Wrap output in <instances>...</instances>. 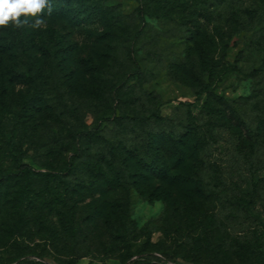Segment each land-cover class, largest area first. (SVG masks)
I'll return each instance as SVG.
<instances>
[{
    "label": "rangeland",
    "instance_id": "obj_1",
    "mask_svg": "<svg viewBox=\"0 0 264 264\" xmlns=\"http://www.w3.org/2000/svg\"><path fill=\"white\" fill-rule=\"evenodd\" d=\"M68 5L99 13L88 15L85 23L43 14L45 24L39 28H0V71L20 70L25 60L21 49L26 50L40 64L44 95L34 110L20 115L18 99L28 95V87L5 80L9 91L0 96V168L11 169L20 161L35 172L57 176L71 155L66 144L76 128L91 126L94 120L102 122L103 136L110 142L134 138L132 125L124 120L116 126V117L154 108L178 129L188 120L200 126L207 119L200 105L206 95L196 103L193 90L201 81L232 110L233 118L219 106L229 128L218 120L205 124L210 136L201 166L213 191L206 200L189 192L187 184L145 179L140 165L131 160L125 166L130 177L122 185L94 189L75 203V235L58 230L53 238L50 231L61 216L58 210H47V191L61 190L62 182L29 181L39 196L34 208L43 209L34 219L43 223L25 227L8 208L19 189L13 185L0 207V264H15L21 254L31 261L40 256L46 264H172L156 249L177 263L184 258L201 264H258L248 251L243 258L198 257L188 239L203 240L202 228L211 224L214 237L226 243L254 238L264 242V0H70ZM248 13L253 20L245 24ZM108 29L115 34L108 35ZM136 31L134 40L129 35ZM130 45L135 55L128 53ZM46 47L55 59L65 56L59 67L67 76L57 86L65 108L54 106ZM136 63L141 73L132 75ZM85 146L83 158L95 163L97 143L87 141ZM63 180L72 181L73 176ZM122 198L125 213L118 203ZM107 213L111 222L104 218ZM119 221L127 225L123 238L110 233ZM74 237L78 243L73 247ZM128 252L144 255L127 260Z\"/></svg>",
    "mask_w": 264,
    "mask_h": 264
},
{
    "label": "trees",
    "instance_id": "obj_2",
    "mask_svg": "<svg viewBox=\"0 0 264 264\" xmlns=\"http://www.w3.org/2000/svg\"><path fill=\"white\" fill-rule=\"evenodd\" d=\"M61 1L58 5L57 2ZM70 0H50L52 5L51 15L55 18L70 17L76 21L82 20L83 23L87 21L88 15H96L99 13L96 10L75 11L74 7L68 5ZM72 12V15L66 13ZM141 12L138 14L140 17ZM43 14H48L45 9ZM85 14V15H84ZM253 20V14H247L248 24ZM113 23V21H112ZM108 35H114L113 29L107 30ZM129 37L136 39L138 31L130 33ZM21 55L25 60L22 63L20 70L5 69L0 71V96L3 93L6 95L9 88L5 86V80L16 81L26 85L28 87V95L21 96L18 99V108L20 115L27 114L34 110L43 98V90L40 86L39 74L41 67L35 61L31 60L30 55L26 50L21 49ZM46 55V67L48 68V78L51 80L55 87L54 106L58 108H65V104L62 102L61 92L57 90L59 80L67 76L65 68H61V64L65 61V56H59L55 59L54 55L50 53L51 47L44 48ZM129 54L135 55L133 47L130 45L127 49ZM239 57V54L236 56ZM237 59V58H236ZM92 64L85 62L84 66H91ZM141 73V67L138 63L131 70L132 75H138ZM197 89L193 90L194 101L199 103L201 97L206 95V100L202 101L200 105L206 115V121L200 126L196 125L193 120H188V124L182 129L175 127L169 119L164 118L160 114L159 108H154L147 114L133 113L128 116H118L113 122L116 126H121L125 120L133 127V139L129 142L118 141L110 142L103 136L102 122H94L91 126H85L81 124L75 130L72 141L66 144V153L70 151L71 155L67 157V161L61 170H58L57 176L44 175L32 170V168L26 164H22L20 161H15L12 164L11 169L0 168V207H3V201L7 198V195L13 185L19 186L17 192L13 194L11 200L9 199L8 208L11 210V214L14 218L21 220L25 226H34L35 223H43L38 218L34 219L36 213H40L41 208H34V191L30 188L29 181L34 178L45 179L48 183V179L56 178V181H61V190L57 188H50L47 191L49 194V204L47 209L59 211L57 215L61 218L57 222V226L52 227L50 236L56 237L58 230L62 234H69L74 236L77 232L76 222L72 218L74 213V206L77 201L82 199L87 194L93 192L94 189H102L105 187H111L114 183L117 186L122 185V181L130 177V174L126 172L125 166L129 161L135 160L142 170L141 176L148 180H155L169 184L170 186L189 185V192H198L202 199H207L212 195V190L208 184L205 183V174H202V164L206 159L207 150V135L210 133L205 126L207 122L212 120H218L224 122L227 128L229 126L226 123L224 113L219 106H225L223 100L213 94V90L210 89L208 83L202 81L197 84ZM208 101V102H207ZM218 103V104H216ZM229 118H233L232 110L226 107ZM231 111V112H230ZM223 113V114H221ZM235 118V116H234ZM264 133V129L262 130ZM263 137V136H262ZM264 140V138H263ZM53 144H57L58 140L52 137ZM87 141L97 143V159L95 163L84 159V147ZM85 172L83 177L77 175V172ZM64 172L63 175L61 173ZM72 175L73 180H63L67 176ZM61 178V179H60ZM53 195V198L50 197ZM56 198V202H53ZM123 198L118 200V203H122ZM53 206H50L51 204ZM122 207L121 212H126V202L119 204ZM40 209V210H39ZM53 214V213H50ZM49 214V215H50ZM116 219L122 218L114 212ZM13 218V219H14ZM108 222L112 221V217L107 213L104 217ZM63 220V221H62ZM36 221V222H35ZM35 222V223H34ZM120 225H115L112 232L118 237L123 238L126 233L127 225L124 221H119ZM122 227V228H121ZM214 226L209 224L203 227L204 239L200 237L197 239H188V244L193 247L196 256H200L203 253L208 255L212 261H217L219 256L225 257H241L245 256V252L248 251L258 261V264H264V242L258 238H254L248 242H232L226 243L225 241L218 240L214 237ZM122 229V230H120ZM72 246H76L78 239L73 238ZM159 256L163 257L165 261H170L172 264H201L199 262L188 261L181 258L183 262L177 263L175 257L169 253L153 250ZM144 255L143 252L131 253L128 252L127 260L136 256ZM37 257V261H31L23 256L19 255L13 263L15 264H46L43 263L40 256ZM21 259V260H20ZM134 261L131 264H136ZM62 264V263H57ZM213 264V263H212Z\"/></svg>",
    "mask_w": 264,
    "mask_h": 264
},
{
    "label": "clouds",
    "instance_id": "obj_3",
    "mask_svg": "<svg viewBox=\"0 0 264 264\" xmlns=\"http://www.w3.org/2000/svg\"><path fill=\"white\" fill-rule=\"evenodd\" d=\"M45 9L52 13L50 0H0V28L12 25L16 28H39L45 24L41 18ZM30 19L33 21L30 23Z\"/></svg>",
    "mask_w": 264,
    "mask_h": 264
}]
</instances>
